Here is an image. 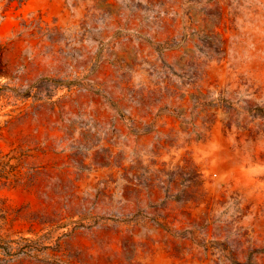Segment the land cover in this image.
I'll use <instances>...</instances> for the list:
<instances>
[{
    "label": "rangeland",
    "instance_id": "374dc122",
    "mask_svg": "<svg viewBox=\"0 0 264 264\" xmlns=\"http://www.w3.org/2000/svg\"><path fill=\"white\" fill-rule=\"evenodd\" d=\"M0 264H264V0H0Z\"/></svg>",
    "mask_w": 264,
    "mask_h": 264
}]
</instances>
